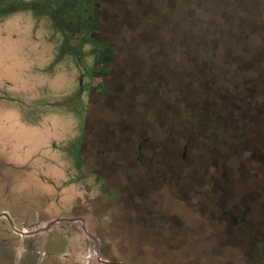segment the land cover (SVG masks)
<instances>
[{"label": "rangeland", "instance_id": "rangeland-1", "mask_svg": "<svg viewBox=\"0 0 264 264\" xmlns=\"http://www.w3.org/2000/svg\"><path fill=\"white\" fill-rule=\"evenodd\" d=\"M74 9L0 0V264H261L264 197L251 239L197 236L189 223L183 239L157 235L152 206L130 196L152 172L126 157L139 120L199 118L215 104L246 109L220 118H264V0H103L94 37L117 59L94 80L110 52L79 30ZM251 160L261 177L264 155Z\"/></svg>", "mask_w": 264, "mask_h": 264}, {"label": "flooded vegetation", "instance_id": "flooded-vegetation-1", "mask_svg": "<svg viewBox=\"0 0 264 264\" xmlns=\"http://www.w3.org/2000/svg\"><path fill=\"white\" fill-rule=\"evenodd\" d=\"M102 1L72 0L74 22L79 30H88V36L102 43L110 52L108 57L95 63L93 80L110 76L112 71L109 65L117 59L115 49L109 43L94 37ZM98 84L106 86L102 80L95 85ZM247 109L254 110L250 107ZM197 110L201 111L199 118L181 121L159 117L139 120L133 131V141L137 142L135 150L133 155L128 152L126 160L132 164L133 171L138 169L144 175L151 172L152 175L148 186L142 184L130 196L138 203L152 206L148 214H143L149 218L157 235L162 236L163 231L170 238L183 239L189 236L184 231V226L189 223L197 229V236L251 239L253 206L259 196L264 197V174L261 177L258 175L259 168L254 166L251 159L257 154L264 155V118H259L258 114L252 118H220L221 111L246 110L223 108L221 104L205 105ZM259 110L264 111V106ZM144 127L153 132L152 149L145 156L141 152L140 142ZM243 136L247 137L243 143L229 141V138L235 140ZM238 146L241 149L246 147V150H242L248 153L244 164L236 155ZM117 192L121 194L125 191L122 188ZM167 203L182 210L171 213L169 209H164ZM145 209L137 210L140 214V211L146 212ZM166 212L170 214L168 218L163 216ZM188 213L192 214L193 220L189 221ZM246 224L247 230L237 229ZM261 246H264V241H260L257 247L261 264H264Z\"/></svg>", "mask_w": 264, "mask_h": 264}, {"label": "water", "instance_id": "water-1", "mask_svg": "<svg viewBox=\"0 0 264 264\" xmlns=\"http://www.w3.org/2000/svg\"><path fill=\"white\" fill-rule=\"evenodd\" d=\"M4 216H6V214H4Z\"/></svg>", "mask_w": 264, "mask_h": 264}]
</instances>
